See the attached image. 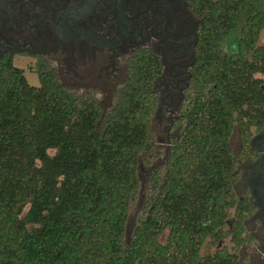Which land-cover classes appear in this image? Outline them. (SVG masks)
<instances>
[{"label":"trees","instance_id":"obj_1","mask_svg":"<svg viewBox=\"0 0 264 264\" xmlns=\"http://www.w3.org/2000/svg\"><path fill=\"white\" fill-rule=\"evenodd\" d=\"M190 5L202 21L189 103L164 169L149 173L147 214L125 247L140 160L157 152L158 58L145 49L128 57L107 112L47 66L34 86L0 64V264H240L245 214L228 210L245 208L233 192L230 135L236 126L245 145L264 127V0ZM208 238L232 248L202 255Z\"/></svg>","mask_w":264,"mask_h":264},{"label":"flooded vegetation","instance_id":"obj_2","mask_svg":"<svg viewBox=\"0 0 264 264\" xmlns=\"http://www.w3.org/2000/svg\"><path fill=\"white\" fill-rule=\"evenodd\" d=\"M201 21L190 0H0V64L27 58L38 81L47 66L68 90L79 89L77 95L114 93L128 57L149 50L162 67L153 84V118L168 120L170 141L189 103ZM251 132L244 145L237 129L233 192L245 210L235 206L231 215L245 214L239 250H249L252 264H264V127Z\"/></svg>","mask_w":264,"mask_h":264},{"label":"rangeland","instance_id":"obj_3","mask_svg":"<svg viewBox=\"0 0 264 264\" xmlns=\"http://www.w3.org/2000/svg\"><path fill=\"white\" fill-rule=\"evenodd\" d=\"M259 44H264V29L261 31L259 40ZM229 48V47H228ZM231 48H235L234 45ZM27 58H23L22 60H15L14 65L22 69L23 74L27 80V82L31 85L38 86L39 81L37 78L36 72H34L31 67L28 65ZM76 85V84H74ZM70 91L74 94H79L81 91L75 88H69ZM117 90L112 93H101L97 91H91L88 96L95 98L98 100L100 106L103 109V112H107L113 106L116 100ZM168 116V115H165ZM168 125V120L164 119L163 121H158L155 118H152V133L156 140V149L157 152L154 154V157H148L149 163L147 160H140L139 164V188L134 195L128 210V218L126 225L125 236L122 240V245L125 247L128 245L130 234L132 232L133 227L137 224V222L145 217L147 214V205L151 199V192L149 189L148 176L152 169L160 168L164 169L165 161L167 158V151L169 146V137L167 136L165 128ZM180 122L174 125L171 130L170 137L176 135L179 130ZM237 127L235 126L230 135V144L232 149H236L237 146ZM229 216L231 217L232 209L228 210ZM229 217V218H230ZM166 233L163 234L160 238L161 241L165 240ZM228 246L232 248V244L229 241V238H225L222 240H214L213 238H208L201 248L202 255H213L214 252L220 246ZM237 257L241 264H252L253 255L249 253L248 249H242L237 251Z\"/></svg>","mask_w":264,"mask_h":264}]
</instances>
